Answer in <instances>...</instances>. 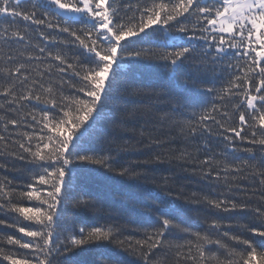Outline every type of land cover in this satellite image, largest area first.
I'll list each match as a JSON object with an SVG mask.
<instances>
[{
	"label": "snow or ice",
	"instance_id": "6c2138e0",
	"mask_svg": "<svg viewBox=\"0 0 264 264\" xmlns=\"http://www.w3.org/2000/svg\"><path fill=\"white\" fill-rule=\"evenodd\" d=\"M37 31L46 46L33 42ZM70 45L82 53L70 54ZM141 62L159 64L173 79L183 74L193 92L217 74L227 80L219 90L199 92L216 93L211 108L193 112L185 121L173 120L168 112L157 118L154 113L162 109L144 101L161 96L133 89L124 79L125 69ZM66 87L72 91L66 93ZM164 95L170 112L186 106L179 97ZM0 100V133L7 134H0V169L10 160L25 161L31 172L30 182L19 191L6 175L0 179V214H15L11 221L0 219V225L29 238L0 237V264H79L76 257L88 248L109 244L135 256L137 264H264V240L257 245L231 233V224L218 219L203 232L191 231L159 208V227L142 238L120 239L121 226L105 220L107 212L97 201L77 193L79 174L89 166L135 179L144 165L179 162L190 165L202 180L224 186L215 197L193 193L192 202L217 212L252 211L264 217V206L251 205L256 195L264 204V0H0ZM236 112L238 124L233 121ZM105 113L112 136L101 140L107 148L92 149L86 141L96 135ZM166 122L179 128L183 148L114 167L121 154L164 149L167 141L154 133L157 123ZM212 136L227 142L219 153L207 143L190 150L191 142ZM237 141L254 147L238 148ZM229 146L231 153L243 151L248 158L231 156ZM257 148L261 155L253 164ZM246 179L258 180V189L246 192L241 184ZM168 180L164 178L165 185ZM237 192L246 199L241 201ZM24 201L36 203L23 206ZM82 208L92 209L105 222L86 228L66 218L70 209ZM177 230L191 238L169 241ZM248 230L264 238V230ZM4 243L27 251L5 250Z\"/></svg>",
	"mask_w": 264,
	"mask_h": 264
},
{
	"label": "trees",
	"instance_id": "16d2710c",
	"mask_svg": "<svg viewBox=\"0 0 264 264\" xmlns=\"http://www.w3.org/2000/svg\"><path fill=\"white\" fill-rule=\"evenodd\" d=\"M75 27L79 28L81 25L77 24ZM47 32V29H44ZM34 43H39L40 46H46L47 41L43 40L39 31L33 33ZM61 39L66 38V34L60 35ZM70 39V38H68ZM198 43L197 41H193ZM142 47H148V45H141ZM60 47H64L60 45ZM55 51L53 47L51 49ZM69 53H75L80 55L82 49L76 46H69ZM86 56L87 54L84 53ZM70 73L65 75L64 78L68 79ZM127 84L133 89L139 88L145 92L159 94L161 99L157 100L155 96L151 101L145 100L144 103H152L159 106L162 111L154 113L155 117L163 116L165 112L175 121L187 120L193 112L200 113L204 108H211L216 93H210L206 95H200L199 92L207 87H213L214 89H221L225 86L227 80L226 76L217 74L215 78L209 77L207 82L202 84L198 92L189 90L184 84L186 77L183 74L177 75L176 79H173V74L168 73L165 68L155 62H141L136 64L131 71L125 69V76ZM69 88H65V92H71ZM171 93L173 96L181 99L182 106L177 113L170 112V106L167 105V97L164 95ZM131 100H136V97H129ZM238 102V101H232ZM3 103V100H0ZM216 103H221L216 101ZM109 107L112 102H108ZM231 104V102H230ZM229 104L228 111L232 112V108ZM138 106V105H132ZM39 107V106H38ZM29 110H31L29 108ZM243 110V109H242ZM3 114V113H0ZM239 112H236L233 116V121L238 124ZM213 130L216 131L215 125L211 124ZM110 118L105 113V118L100 122L96 135L90 140L86 141V146L92 149H100L102 146L107 148L108 145H102L101 140L107 136L111 138L112 132L110 127ZM31 131V129H21ZM7 135L6 133H0ZM161 140H166L164 149L154 148L151 153L147 150L142 152H133L129 154H121L119 160L114 165L118 168L120 165L127 162L136 160L142 161L149 158L151 154L156 152L176 150L183 148L184 142L180 135L179 128L172 127L171 122L157 123V132L154 133ZM192 149L194 151L195 145L200 144L203 146L207 143L212 152L219 153L225 148L227 144L218 136H212L208 138H198L196 141L191 142ZM2 147V144H0ZM115 147L114 145L112 146ZM237 147H254L248 144H241L237 141ZM227 151L231 156H239L241 160L248 158V153L243 151H237L231 153V147L229 146ZM211 154V153H209ZM261 153L258 148L256 149L257 160L251 161V163H258ZM203 155H201V159ZM231 158V157H230ZM0 162H3V158H0ZM15 167H12V165ZM187 167L189 170H185ZM191 166H180L179 162L163 163V164H147L142 168L137 169L143 174L139 178L120 177L115 172H109L104 168H98L96 166H89L88 170L82 171L79 174L77 181V193L78 198H84L98 202V207H102L106 210L107 216L105 220L108 223H116L123 229L122 235L119 237L123 239L126 236H133L134 238H142L145 232H150L154 227H159L157 217L159 213L156 211L159 208L161 211L169 213V218L173 219L175 223L181 227L190 228L191 231L203 232L208 228L209 223L213 219L220 220L222 225L231 224V228L228 229L233 234H239L255 244L259 245L261 238L249 231L248 228L256 227L264 230V217H258L255 212L248 211L240 214H229L224 212H217L214 209H209L207 205L197 204L192 202V194L196 193L197 196L204 194H210L212 197L217 196L224 190V186L216 181H205L200 178L199 175H193L190 171ZM7 176L12 180L13 185L17 187V190H22L26 183L30 182L31 172L26 170L25 161H9V166L6 169H0V179ZM168 177V183L165 185L164 178ZM241 184L244 186L245 191L250 193L255 191L259 187L258 180L252 179L242 180ZM170 193V194H169ZM239 197L241 201L246 199V195L241 192L234 193ZM177 197H179L177 199ZM36 202L24 201L23 206H31ZM172 203L173 207L168 208V204ZM251 205L255 208L257 205H262L259 199V195L253 196ZM15 214L10 216H4L0 214V219H11ZM67 219L75 220L77 227L85 226L91 227L98 223H104L105 220L97 218L96 213L92 209H70L65 213ZM110 217V219H108ZM20 222L28 226L30 222L23 221L19 218ZM35 227V226H32ZM7 235H13L16 238L29 239L23 237L22 233L16 231L15 228H8L6 225H0V237H6ZM213 236L218 233L213 232ZM186 233H181L178 230L174 231L173 235L168 237L169 241L174 243H183L184 240L190 239ZM221 238L229 244L232 241H228L226 237ZM5 250H13L18 254H23L27 250H20L16 246H10L6 243L3 244ZM243 247V246H237ZM223 255V249H213ZM76 260L79 264H137V258L135 256L127 255L120 251L115 245L109 244L103 247H90L83 253H81ZM3 264H8L7 261H3Z\"/></svg>",
	"mask_w": 264,
	"mask_h": 264
}]
</instances>
